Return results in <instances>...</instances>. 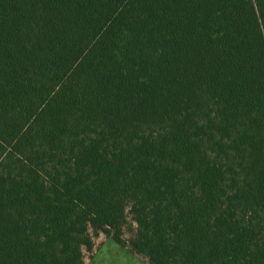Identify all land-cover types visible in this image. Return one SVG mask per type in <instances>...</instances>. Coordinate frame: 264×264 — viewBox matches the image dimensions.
Returning <instances> with one entry per match:
<instances>
[{
	"label": "trees",
	"instance_id": "1",
	"mask_svg": "<svg viewBox=\"0 0 264 264\" xmlns=\"http://www.w3.org/2000/svg\"><path fill=\"white\" fill-rule=\"evenodd\" d=\"M0 141V193L91 158L71 199L149 264H264V0H0Z\"/></svg>",
	"mask_w": 264,
	"mask_h": 264
},
{
	"label": "rangeland",
	"instance_id": "2",
	"mask_svg": "<svg viewBox=\"0 0 264 264\" xmlns=\"http://www.w3.org/2000/svg\"><path fill=\"white\" fill-rule=\"evenodd\" d=\"M14 155L0 141V172ZM92 164L91 158L66 144L43 170L27 162L21 165L0 193V264H19L32 247L24 264H149L130 243L131 217L119 243L116 231L71 199L74 181Z\"/></svg>",
	"mask_w": 264,
	"mask_h": 264
}]
</instances>
